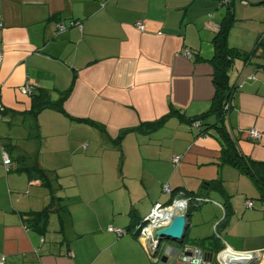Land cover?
Listing matches in <instances>:
<instances>
[{
	"label": "crops",
	"instance_id": "0c3cea01",
	"mask_svg": "<svg viewBox=\"0 0 264 264\" xmlns=\"http://www.w3.org/2000/svg\"><path fill=\"white\" fill-rule=\"evenodd\" d=\"M221 6L220 0H0V262L191 264L182 252L199 246L214 252L204 264H219V230L232 249L257 252L250 264H264L261 191L250 175L221 163L215 134L201 136L179 116H198L212 105V26L226 15ZM235 14L229 44L247 57L229 70L235 90L225 126L241 154L264 163V4L237 2ZM60 21L68 28L57 33ZM186 47L197 53L185 57ZM27 83L31 94L21 90ZM64 92L57 108L47 106ZM171 110L179 113L162 127L130 131L120 147L113 143L121 130ZM252 128L261 135L251 137ZM4 151L12 159L8 168ZM36 163L49 171L51 188L28 171ZM181 191L212 200L189 213L178 249L161 240L159 263L136 226L155 203H170ZM48 205L47 230L28 227L30 214Z\"/></svg>",
	"mask_w": 264,
	"mask_h": 264
},
{
	"label": "trees",
	"instance_id": "16d2710c",
	"mask_svg": "<svg viewBox=\"0 0 264 264\" xmlns=\"http://www.w3.org/2000/svg\"><path fill=\"white\" fill-rule=\"evenodd\" d=\"M236 1L237 0H220V2L226 5V15L222 20L220 26L218 27V30H216L217 33L213 39L215 51H214V55L210 59V62L212 63L214 68L213 82L215 85V94L210 109L202 113L201 115L194 116L188 119H185L184 116H182V114L180 115V113L179 112L178 113L180 118H182V120H186L191 124L192 127L197 128L201 136L209 135L211 133L215 134L221 143V155H220L221 163L230 164L234 167L239 168L242 172L250 175L254 179L259 190L261 191L262 198H264V163L254 161L241 154L236 146L235 141L229 135V132L227 131L225 126V116L226 113L230 110V106H231L230 99L235 90L230 86L229 70L233 64V61L236 58L244 57V56L247 57V55L242 50L236 47H232L229 44V35L236 20V14H235ZM241 2L245 5H249L254 2L255 3L258 2L259 4H264V0H256V1L241 0ZM66 94L67 92H64L59 102L51 101L50 104L47 106L57 108L58 103L64 100ZM36 104L38 105V107H36L34 113L38 114V112L42 109L41 107H39L41 106L39 105L41 104V102H36ZM227 105H229V109L227 108ZM4 110L5 109H3L2 111ZM178 113L175 110H171L168 115L164 116L163 118L157 121L143 122L137 127L123 129L121 130L120 134L115 139H113V143L116 146L120 147L125 136L130 131L152 132L162 127L171 116H174ZM210 116H215L216 120L214 123L209 122L208 118ZM196 123L197 126L195 125ZM96 125H98L100 128L102 127L101 129L105 130L104 126L100 124H96ZM210 130L212 131L210 132ZM28 171L30 172L34 171L40 176L44 184L48 185L50 188L52 187V183H53L52 178L50 177L49 171L44 167L36 163L34 166L28 168ZM184 195L191 196V194L188 193H184ZM199 206L200 205L195 206L191 204L189 213H191L194 209H196ZM51 212H52V205H48L43 210L32 212L28 217V219L26 220L28 227L34 228L41 232L46 231L49 225ZM230 212H231L230 207L226 205V217L228 219ZM227 218L225 219V224H227L228 222ZM217 233L221 235L219 230L216 232V236ZM223 247L224 245L222 244L215 251L217 252Z\"/></svg>",
	"mask_w": 264,
	"mask_h": 264
},
{
	"label": "built area",
	"instance_id": "2783aa9c",
	"mask_svg": "<svg viewBox=\"0 0 264 264\" xmlns=\"http://www.w3.org/2000/svg\"><path fill=\"white\" fill-rule=\"evenodd\" d=\"M79 24L76 23V21H70L69 25ZM138 27L141 30L145 29V25L143 23H138ZM68 28V24L65 22H58L56 29L57 33L62 32L65 29ZM213 29L218 30V27L216 25L212 26ZM197 51L186 47L182 54L189 58L196 54ZM2 59V54L0 52V61ZM34 89V85L31 83H27L21 87V90L25 94H31ZM227 108L229 109V105H227ZM4 109L1 99H0V111ZM197 126V123L195 124ZM249 133L251 137H259L261 135L260 131L256 128H252L249 130ZM181 159L180 155H176L174 157V165H178L179 161ZM12 160L9 154L4 151L3 152V163L6 168H8L11 164ZM164 192L171 193V188L169 184H164L163 186ZM212 199L208 196H185L183 192H179V195L175 197L170 203H162L157 202L152 207L151 211L141 220L140 223L136 226V233L141 241H143L144 246L147 250V252L150 254V256L153 257V259L156 262H161V258L157 255L159 246H160V238L157 235V231L167 227L170 225L174 219V217L178 214H183L189 212L190 206L195 205L198 206L201 203L211 201ZM253 202L251 200H248L246 203V206L248 208L252 207ZM110 231H115L118 234L123 233L124 229H118L115 227H109ZM218 238H220L224 244V247L220 249L216 253V257L219 261V264H248L253 261L254 257L256 256V251H238L232 249L228 243L223 239V237L217 233ZM41 241H44V238L41 239ZM191 253H187L186 249L183 250L181 255V260L186 263L191 264H204L206 263V259L204 257V251L199 246H193ZM172 252V248L168 247L166 249V253L169 254ZM0 264L4 263V258L0 262Z\"/></svg>",
	"mask_w": 264,
	"mask_h": 264
},
{
	"label": "water",
	"instance_id": "95a60500",
	"mask_svg": "<svg viewBox=\"0 0 264 264\" xmlns=\"http://www.w3.org/2000/svg\"><path fill=\"white\" fill-rule=\"evenodd\" d=\"M188 215L189 212L183 213V214H178L174 217L172 223L168 225L165 228H162L157 231V235L160 238V241L165 238V239H171L174 241H182L185 236V231L187 227V221H188ZM192 249L188 248L186 249L187 253H191ZM204 257L208 261H212L214 257V252L212 251H204ZM164 260H166L164 258ZM250 264V263H248Z\"/></svg>",
	"mask_w": 264,
	"mask_h": 264
},
{
	"label": "rangeland",
	"instance_id": "374dc122",
	"mask_svg": "<svg viewBox=\"0 0 264 264\" xmlns=\"http://www.w3.org/2000/svg\"><path fill=\"white\" fill-rule=\"evenodd\" d=\"M237 2L241 3V0H240V1L237 0L236 3H237ZM236 3H235V5H236ZM224 6H226V5H224ZM224 6L219 7L218 10H221L222 7L225 9ZM215 11H216V10H215ZM97 130H98V129H97ZM65 168H66V167H65ZM64 170H65V169H64ZM66 173H67V172H66ZM66 173H65V174H66ZM63 182H65V183L68 185V181H64V180H63ZM58 183H59V182H58ZM61 192H62V194H63V196H64L65 198L68 197V195H67V193H68V188H66V190L61 191ZM61 192H60V194H61ZM66 200H68V198H66ZM51 217H52V216H51ZM51 220H53V221H52V222H53V223H52V227H53V228L57 227V225H58V219H57V217L54 216V217L51 218ZM49 221H50V219H49ZM167 240H168V242H166V244L168 243L167 245H171L172 247L178 249V247L175 246V244H176L177 241L170 240V239H165V241H167ZM165 241H164V242H165Z\"/></svg>",
	"mask_w": 264,
	"mask_h": 264
}]
</instances>
